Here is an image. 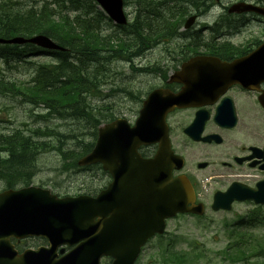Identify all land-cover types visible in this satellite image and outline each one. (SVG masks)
<instances>
[{"label": "water", "instance_id": "95a60500", "mask_svg": "<svg viewBox=\"0 0 264 264\" xmlns=\"http://www.w3.org/2000/svg\"><path fill=\"white\" fill-rule=\"evenodd\" d=\"M96 1L116 23H125L122 0ZM228 12H255L264 16V7L236 2L229 6ZM193 20L194 16H190L184 26H190ZM2 42L61 48L43 34L26 39L18 36L0 39ZM262 79L264 42L232 63L215 57H195L170 78L184 83L180 93L167 94L162 101V90H154L144 100L133 126L117 118L98 127L93 148L78 164L101 162L109 171L113 181L103 193L96 197L58 198L37 187L0 192V264H98L101 254L111 256L112 264H132L145 241L163 231L165 218L176 212L202 213L201 206H188L193 201V192L187 179L171 175L175 160L162 148V113L175 104L193 105L190 101L193 97L221 94L232 83L248 86ZM148 143H157V151L152 158L142 159L136 148ZM233 187L215 194L213 209H228L233 199L257 200L256 191ZM26 236L45 237L49 246L18 253L10 237ZM76 243L70 252L56 257L58 246ZM59 251L62 253L64 249Z\"/></svg>", "mask_w": 264, "mask_h": 264}, {"label": "trees", "instance_id": "16d2710c", "mask_svg": "<svg viewBox=\"0 0 264 264\" xmlns=\"http://www.w3.org/2000/svg\"><path fill=\"white\" fill-rule=\"evenodd\" d=\"M128 1L135 5L132 21L126 25L113 26L101 11L96 10L92 0H50L51 3L43 0L24 4L0 0V37H27L43 33L66 49L40 51L31 44L0 45V58L4 60H20L29 54L42 52L55 58V63H38L34 76L28 82L17 85L0 80V91L41 106L48 113L55 112L61 115L60 118L69 116L76 120H91V134L95 136L100 121L93 116L95 110L86 100L104 81L98 77L95 65H103L117 58L143 55L145 50L162 39L170 38L173 34L171 31L176 33L189 9H199L204 0H125ZM255 1L264 5V0ZM98 16L107 20L111 28L100 27ZM47 135L65 137L47 127L37 128L29 135L21 129L0 134V152L4 153L0 157V177L4 182L27 181L36 170L34 159L37 154L51 149L58 150L63 160H68L63 163L62 170L78 171L75 164L77 157L93 146V142H86L78 152L73 149L63 151L42 138ZM90 168L85 167L84 170ZM171 245L168 243L162 251H181ZM250 249L254 252L255 247ZM233 251L246 254L243 247Z\"/></svg>", "mask_w": 264, "mask_h": 264}, {"label": "rangeland", "instance_id": "374dc122", "mask_svg": "<svg viewBox=\"0 0 264 264\" xmlns=\"http://www.w3.org/2000/svg\"><path fill=\"white\" fill-rule=\"evenodd\" d=\"M18 3H28L38 0H13ZM238 0H219V3H213L210 10L196 23V27L202 25H213L216 21L222 22L221 14L224 13L222 5ZM125 11L130 18L134 11V6L130 2L125 6ZM246 22L238 24V19L231 16L230 20L236 23L232 30L231 38L236 39H255L260 38L264 31V19L251 16H245ZM240 18V16H238ZM101 24V22H100ZM204 37L208 38L210 32H204ZM101 55V54H100ZM99 55V56H100ZM131 57L117 58L103 65H95L98 77L104 81L97 86L86 100L95 110L93 116L102 122L110 119L112 116H124L129 122H133L137 116V111L141 107L146 92L159 83L156 74L162 73V44H157L145 50L143 55L135 57L131 62L119 59H130ZM28 62L4 61L0 58V79L12 82H28L34 76L35 66L40 62H54L50 56L29 57ZM90 65L94 63L89 62ZM158 64L157 68L150 65ZM148 73H141V72ZM150 72V73H149ZM141 73V74H139ZM41 107H33L20 98L0 92V133H11L15 129H21L24 134H30L37 128H49L59 132L65 137L44 136L46 141L52 145H57L64 149H73L78 152L86 142H93L95 136L91 134L92 125L89 121L76 120L66 116L60 118L55 112H46ZM106 115L104 118L103 116ZM110 115V116H109ZM67 155V152H64ZM68 160H63L61 153L56 149L39 152L34 165L33 183L46 186L58 195H75L77 193L94 191L96 181V169L77 172L62 170V165ZM98 180V176H97ZM105 179L101 184H104ZM241 205H235L230 211L213 212L208 208L200 218L189 215H178L168 220L166 232L163 237L152 238L142 253L136 264H162V258L157 259L162 249V243L173 241L176 250H188V254L193 257L192 251L200 256L197 259H190L182 264H258L264 263L263 256L252 257L240 262L237 253L232 252L234 248L231 244L235 237L230 238L227 234L225 224L234 221V217L239 214ZM248 211H255L248 207ZM244 211V210H242ZM264 237V228L256 230L255 228H242V234L238 235V245L243 247L247 256L253 254L250 249L251 244H257ZM261 243V242H260ZM40 244H46L40 238H27L19 242L21 248L36 247ZM264 249V244H263ZM262 249V250H263ZM231 251V252H230ZM182 252V251H178ZM262 252V251H261ZM260 252V254H262ZM172 264V263H171Z\"/></svg>", "mask_w": 264, "mask_h": 264}, {"label": "flooded vegetation", "instance_id": "af4514ba", "mask_svg": "<svg viewBox=\"0 0 264 264\" xmlns=\"http://www.w3.org/2000/svg\"><path fill=\"white\" fill-rule=\"evenodd\" d=\"M208 1L202 2L199 13L190 9L188 15H198L194 25L186 30L179 27L176 33L171 31L170 38L162 40V78L158 76L162 89L172 93L181 91L183 83L167 82V79L195 55H212L228 63L247 55L263 43L264 31L257 39L234 40L231 38V28L234 27L227 25H218L223 31L215 39L206 40L204 32L210 31V25L198 28L196 23L209 11ZM207 6L208 10L205 9ZM224 6L222 9H225ZM189 34L201 35L204 40L184 39ZM193 101V106L175 107L165 116L167 135L162 129V145H169L172 152L183 160L182 168L174 170V175H186L197 199L206 204L212 202L216 191H224L233 183L258 190L261 193L257 203L248 200L234 203L241 205L239 212L244 210L246 213L248 207H254L257 220L264 225V80L253 84L252 88L234 83L221 94L200 96ZM195 119L197 122L191 128V136H188L186 130ZM153 149L155 146L141 147L140 152L148 157ZM98 168L97 190L100 192L109 183L110 176L102 171L100 165ZM104 179L107 182L101 184ZM204 181L208 184L202 192ZM110 260L109 257H102L100 263L110 264Z\"/></svg>", "mask_w": 264, "mask_h": 264}]
</instances>
